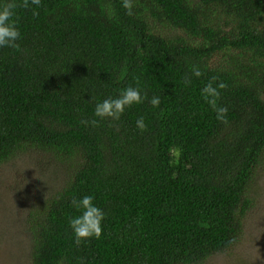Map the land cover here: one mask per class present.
I'll list each match as a JSON object with an SVG mask.
<instances>
[{"label":"trees","instance_id":"obj_1","mask_svg":"<svg viewBox=\"0 0 264 264\" xmlns=\"http://www.w3.org/2000/svg\"><path fill=\"white\" fill-rule=\"evenodd\" d=\"M133 4L132 16L121 0L16 10L20 48L0 47V166L46 154L64 166L36 171L53 173L52 191L28 205L19 263L247 264L236 256L264 163V0ZM213 76L227 124L201 96ZM128 86L147 98L119 120L94 115ZM84 195L105 215L77 245L71 200Z\"/></svg>","mask_w":264,"mask_h":264},{"label":"rangeland","instance_id":"obj_2","mask_svg":"<svg viewBox=\"0 0 264 264\" xmlns=\"http://www.w3.org/2000/svg\"><path fill=\"white\" fill-rule=\"evenodd\" d=\"M28 162L14 158L0 166V264H20L25 245V216L36 195L50 193L54 176L51 171L37 173L41 166L55 164L63 175L64 166L48 154ZM254 203L243 220V241L237 259L247 264H264V163L259 174ZM259 237V238H258ZM253 238V240H251ZM20 244H19V243ZM13 255V257H11ZM234 257V251L231 253ZM228 254L216 255L208 263L224 264Z\"/></svg>","mask_w":264,"mask_h":264},{"label":"clouds","instance_id":"obj_3","mask_svg":"<svg viewBox=\"0 0 264 264\" xmlns=\"http://www.w3.org/2000/svg\"><path fill=\"white\" fill-rule=\"evenodd\" d=\"M35 5L39 7L41 0H4L0 3V47H9L19 50L20 45L17 41L20 39L21 33L17 26L15 16L18 8H29ZM121 6L126 10V14L129 16L134 15L133 0H121ZM33 16H37L39 13L33 9ZM192 74L196 77L203 75L201 70L193 65ZM218 77L213 76L207 84L201 89V96L205 102L216 113V119L221 123L227 124L228 108L218 103L221 97V90L227 87L224 82L217 83ZM191 80L186 79L185 84H190ZM147 98L145 92L141 95L139 87L128 86L120 90L119 95L115 98L109 97L101 102H98L95 106L94 115L97 117L111 118L112 120H119L126 107L133 104L142 103ZM149 103L154 107H159L160 99L157 96H153ZM85 124H91L96 126L98 121H83ZM136 126L141 131L145 130L147 125L144 122V117L140 116L136 121ZM93 196L84 195L80 199L73 198L71 205L80 212V215L74 216L69 219V226L72 229L75 236V243L79 245L82 240L88 238H99L102 234L101 222L104 219V212L93 203ZM259 238V237H258Z\"/></svg>","mask_w":264,"mask_h":264}]
</instances>
